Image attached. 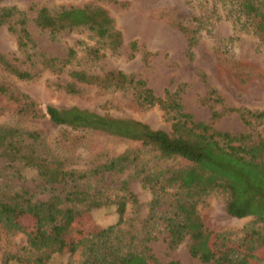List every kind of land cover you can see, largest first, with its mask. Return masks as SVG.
Segmentation results:
<instances>
[{
    "label": "rangeland",
    "instance_id": "rangeland-1",
    "mask_svg": "<svg viewBox=\"0 0 264 264\" xmlns=\"http://www.w3.org/2000/svg\"><path fill=\"white\" fill-rule=\"evenodd\" d=\"M258 2L264 11V0ZM84 5L105 10L121 35L122 45L119 48L109 49L82 28L62 32L56 39H51L46 31L36 29L31 23L36 10L41 7L55 10ZM0 6L16 7L26 12L27 28L36 44L34 50L27 51L28 54L36 50L61 62L69 49L74 51V57L61 67L60 73L43 69L35 56L29 65L25 55L16 49L15 33L8 30L7 24L0 27V54L32 74L30 80L20 81L0 67V84L8 85L25 96L40 113L46 106L58 109L74 106L98 114L132 118L152 129L169 132V117L157 107L138 108L131 87L103 89L95 85L76 84L74 94L66 93L61 87L72 82L68 76L71 71L102 76L108 71L118 70L126 76L145 81L157 97H162L165 90L178 91L183 110L194 121L209 124L216 131L264 138V119L251 120L248 126L236 113L225 111L227 108H240L264 112V43L240 18L234 1L1 0ZM178 23L193 31L194 44L190 55L187 37L175 27ZM9 24L17 28L14 21ZM131 41L136 44L133 57H130L128 46ZM89 49L96 50L98 57L88 55ZM223 51L241 66L235 79L218 60L217 56ZM145 53L147 59L143 60ZM209 89L215 90L222 98L221 104L204 100ZM16 110L17 105L0 97V125L35 133L37 139L33 146L37 155L46 160H60L66 170L88 171L123 153L134 158L120 173H106L80 182V188H88L89 194L96 195L102 204L91 210L90 229L93 224L100 227L114 225L117 215L113 202L117 197L125 196L127 201L122 222L114 227L109 236L112 247L122 254L134 255H142L148 248L159 264L169 261L202 264L189 255L186 238L174 249L167 248V236L160 217L169 212L174 192L168 190L166 195H161V204L156 208L154 217H150V191L140 181L146 174L184 167L186 162L161 158L157 152L136 142L102 132L69 130L51 124L46 118L21 116ZM212 111L221 114L220 117L211 119ZM17 194L36 202L47 199L51 194L63 196V191L59 186L44 184L34 169L18 163L10 164L0 158V198L9 199ZM226 200L227 194L221 190L201 197L196 204L201 223L205 229L218 235L219 244L236 252L233 258L248 256V264H264L259 239L264 235V224L252 217L236 219L227 216ZM22 223L30 228L28 221ZM7 255L18 259L9 264H34V258L41 253L28 248L23 233L8 232L0 226V261ZM82 261L83 254L78 251L73 255L51 254L44 264H81Z\"/></svg>",
    "mask_w": 264,
    "mask_h": 264
},
{
    "label": "trees",
    "instance_id": "trees-1",
    "mask_svg": "<svg viewBox=\"0 0 264 264\" xmlns=\"http://www.w3.org/2000/svg\"><path fill=\"white\" fill-rule=\"evenodd\" d=\"M232 1L238 6L240 18L249 25L258 40L264 43V11L258 0ZM10 21H14L17 28H13ZM27 23L26 12L16 7L0 6V27L7 24L8 30L15 33L16 49L25 55L27 63L31 65L32 57L35 56L43 69L60 73L61 67L74 57V51L69 49L61 62L56 58L45 57L36 50L28 54L27 51L34 50L36 44L31 38ZM31 23L36 29L46 31L51 39H56L62 32L82 28L111 50L122 45L121 35L115 30L111 18L104 9L96 6H68L55 10L41 7L36 10ZM175 27L187 37L190 55L194 44L193 31L180 23L175 24ZM128 46L130 57H133L136 44L131 41ZM87 54L93 58L98 57L94 49H89ZM217 57L220 64L229 70L231 78H237L241 66L224 51ZM142 58L146 60L147 53ZM0 67L17 80L27 81L32 78L30 72L15 66L2 54ZM68 76L72 82L61 85L68 94L76 93V84L95 85L103 89L131 87L138 108L157 107L169 117V132L152 129L132 118L98 114L74 106L60 109L46 106L44 112L40 113L33 102L5 84H0V97L17 105L16 112L21 116L31 119L46 118L51 124L69 130L102 132L121 140L139 143L157 152L161 158H176L186 162L184 167L160 170L154 175L146 174L140 180L150 191V217L156 214V208L161 204V195H166L168 190L174 192L169 212L160 217L167 236V248L174 249L186 238L189 255L202 264H248V256L233 258L236 252L219 244L218 235L204 228L196 213V204L208 193L221 190L227 194V216L236 219L252 217L264 224V138L216 131L209 124L194 121L183 110L178 91L165 90L162 97H157L146 86L145 81L126 76L118 70L108 71L102 76L71 71ZM204 100L219 104L223 102L213 89L208 90ZM225 111L236 113L248 126L251 120L264 119L263 111L240 108H227ZM220 115L212 111L210 117L217 119ZM36 139L33 132L0 125V158L10 164L18 163L34 169L44 184L59 186L63 191V196L51 194L47 199L36 202L25 199L22 194L9 199L0 198V226L8 232L25 235L28 248L41 253L34 258L33 263L44 264L51 254L73 255L81 251V264H159L148 248H145L144 254L134 255L122 254L110 245L109 236L114 227L122 222L125 213V196L117 197L113 202L117 215L114 225L100 227L93 224L92 229L89 227L92 223L91 210L102 204L96 195L89 194L88 188L81 189L80 182L106 173H120L134 158L123 153L88 171L76 172L66 170L60 160H46L38 156L33 146ZM23 221L30 223L29 229L24 226ZM259 239L264 252V235ZM10 261L18 259L7 255L1 259L0 264H9ZM164 264L180 263L169 261Z\"/></svg>",
    "mask_w": 264,
    "mask_h": 264
}]
</instances>
